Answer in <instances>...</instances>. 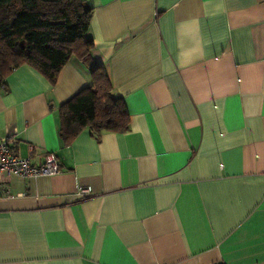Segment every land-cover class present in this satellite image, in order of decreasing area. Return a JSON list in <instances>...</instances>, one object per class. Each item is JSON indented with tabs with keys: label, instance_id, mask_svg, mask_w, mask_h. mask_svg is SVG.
<instances>
[{
	"label": "crops",
	"instance_id": "obj_1",
	"mask_svg": "<svg viewBox=\"0 0 264 264\" xmlns=\"http://www.w3.org/2000/svg\"><path fill=\"white\" fill-rule=\"evenodd\" d=\"M86 1L130 128L65 144L75 59L7 77L0 138L60 172L2 184L0 264H264V0Z\"/></svg>",
	"mask_w": 264,
	"mask_h": 264
},
{
	"label": "trees",
	"instance_id": "obj_2",
	"mask_svg": "<svg viewBox=\"0 0 264 264\" xmlns=\"http://www.w3.org/2000/svg\"><path fill=\"white\" fill-rule=\"evenodd\" d=\"M93 8L86 0H0V88L27 65L55 85L63 67L75 59L89 71L91 86L60 107V137L71 143L81 131L125 133L130 114L94 55L89 37Z\"/></svg>",
	"mask_w": 264,
	"mask_h": 264
},
{
	"label": "built area",
	"instance_id": "obj_3",
	"mask_svg": "<svg viewBox=\"0 0 264 264\" xmlns=\"http://www.w3.org/2000/svg\"><path fill=\"white\" fill-rule=\"evenodd\" d=\"M17 145L18 140L13 134L0 138V197L8 194L2 184L12 177L37 178L56 175L60 172V165L55 154H47L44 157V163L35 166L29 158H22L18 154ZM89 194L87 189L79 192L81 197Z\"/></svg>",
	"mask_w": 264,
	"mask_h": 264
}]
</instances>
